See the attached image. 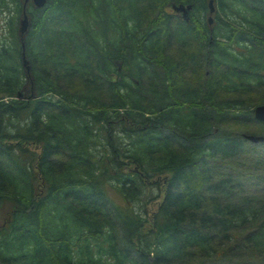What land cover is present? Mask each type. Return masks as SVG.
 I'll return each instance as SVG.
<instances>
[{"label": "trees", "instance_id": "16d2710c", "mask_svg": "<svg viewBox=\"0 0 264 264\" xmlns=\"http://www.w3.org/2000/svg\"><path fill=\"white\" fill-rule=\"evenodd\" d=\"M207 1L24 4L0 44V264H264V160L241 137L264 136V0H212L238 27L217 34Z\"/></svg>", "mask_w": 264, "mask_h": 264}, {"label": "rangeland", "instance_id": "374dc122", "mask_svg": "<svg viewBox=\"0 0 264 264\" xmlns=\"http://www.w3.org/2000/svg\"><path fill=\"white\" fill-rule=\"evenodd\" d=\"M13 11H14V5L10 2H8V4L5 7L0 8V44L3 41L7 42L8 38H10L11 34L12 35L14 34L13 32H11L14 29V28H10L11 24L15 23V25H18V20L13 19V17H14ZM207 17H208L207 15H204L202 18L203 21H205V20L207 21ZM212 18H211V24H212V20L215 19L214 16H212ZM10 19H11V22H9ZM236 22H237L236 19L230 18L229 20H226L225 17L218 16V21L216 19L214 20L213 28H214L215 34L218 33L220 24L230 25V26H233L236 29H238V27L236 26ZM17 33L18 32H17V28H16V34ZM215 40L218 42H223V39L220 37H216ZM201 69H203L204 72H206L208 70L206 68H201ZM237 119L241 120L243 118L237 117ZM241 122H245V121H241ZM246 124H247V122H246ZM252 129H254V125H252V123L250 122L242 133L251 134ZM249 145H251V144H249ZM249 147H251V146H249ZM254 147H255V149H253V148L252 149L247 148V150L245 149L246 155L243 158L255 159L260 154V156L262 157V160H264V144L255 145ZM238 162L239 163H245V164L249 163L251 166L256 165V164H253L254 162L251 163V161H247L246 159H241ZM107 192H108V196L112 200H114L116 203H120L118 197L116 196V194L111 189L110 190L107 189ZM157 198L161 199V197L158 195V190H156L154 187L153 188H147L145 196L143 198H141L140 203L138 205L140 206V210L142 212H144L147 217H150L151 215H153V213H155L156 208H157V203H158V201L156 200ZM144 218L146 219V217H144Z\"/></svg>", "mask_w": 264, "mask_h": 264}, {"label": "water", "instance_id": "95a60500", "mask_svg": "<svg viewBox=\"0 0 264 264\" xmlns=\"http://www.w3.org/2000/svg\"><path fill=\"white\" fill-rule=\"evenodd\" d=\"M28 1L31 3L33 8L41 9L45 6L47 0H23L22 15H21V19L18 22V30H17L18 35L20 37H22L27 32V29H28V21L24 13V4H26V2ZM170 8L175 14H179L182 20L187 21V13L190 10V5L183 6L180 4L178 5L171 4ZM213 12H214L213 2L212 0H208L207 1V16H208L207 25L211 24V15ZM21 65L24 69L27 70L23 55H21ZM252 116L255 121L264 124V104L255 106L254 109L252 110ZM241 137L242 139H244L245 141H247L249 144H252V145H256V144L264 142V136L242 134Z\"/></svg>", "mask_w": 264, "mask_h": 264}]
</instances>
